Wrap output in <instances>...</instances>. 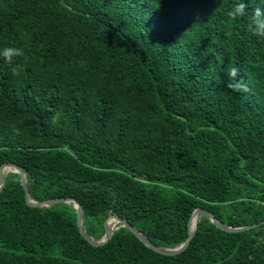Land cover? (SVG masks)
<instances>
[{
  "label": "trees",
  "instance_id": "16d2710c",
  "mask_svg": "<svg viewBox=\"0 0 264 264\" xmlns=\"http://www.w3.org/2000/svg\"><path fill=\"white\" fill-rule=\"evenodd\" d=\"M234 2L0 0V51H23L0 56V168H25L36 202L79 201L96 240L112 214L170 249L198 208L264 222V37L249 30L264 0L232 20ZM77 219L30 206L9 172L0 264H264V226L203 218L165 256L124 227L95 247Z\"/></svg>",
  "mask_w": 264,
  "mask_h": 264
},
{
  "label": "water",
  "instance_id": "95a60500",
  "mask_svg": "<svg viewBox=\"0 0 264 264\" xmlns=\"http://www.w3.org/2000/svg\"><path fill=\"white\" fill-rule=\"evenodd\" d=\"M9 172L18 173L21 176V182L25 190L26 201L30 206L37 207V208H50L54 205L61 204V203L73 204L78 214L77 225H78L80 233L91 245L95 247H102L108 244L112 240L115 231L121 227H124L128 229L130 232H132L146 247L155 251L156 253H159L165 256H177V255L182 254L189 247V245L191 244L192 240L194 239L196 235L198 225L203 218L210 219L216 227L228 233H240V232L249 231V230L258 228L260 226H264V222H262V223L254 224L248 227H241V228L230 227L226 225L225 223H223L221 220H219L211 211L207 209H203V208H198L193 212L190 222H189V238L187 242L178 248L170 249V248L156 246L150 241V239L144 233H142L134 225L129 223L127 219L117 214H112L109 216V218L105 222V229H106L105 236L101 240H96L95 238L90 236L84 228L85 215H84L83 207L79 201L73 198H61V199L48 200L45 202H36L35 200H33L29 192V189H28V172L25 168L19 165H16L14 163H7L1 166L0 168V194L5 188L6 178ZM193 223H194V228L192 226Z\"/></svg>",
  "mask_w": 264,
  "mask_h": 264
},
{
  "label": "clouds",
  "instance_id": "9594fccd",
  "mask_svg": "<svg viewBox=\"0 0 264 264\" xmlns=\"http://www.w3.org/2000/svg\"><path fill=\"white\" fill-rule=\"evenodd\" d=\"M246 7L247 5L244 0H235L232 10L228 12V16L232 20L243 17L247 14ZM249 30L258 37H264V10L259 7L253 9ZM22 55L23 51L14 47H5L2 51H0V56H2L8 62H11L14 57H19ZM228 73L231 77L235 78L239 73V69L237 67H230L228 69ZM229 87H236L237 90L244 88V90H246L243 80H240L235 85L232 81H230Z\"/></svg>",
  "mask_w": 264,
  "mask_h": 264
},
{
  "label": "bare ground",
  "instance_id": "6f19581e",
  "mask_svg": "<svg viewBox=\"0 0 264 264\" xmlns=\"http://www.w3.org/2000/svg\"><path fill=\"white\" fill-rule=\"evenodd\" d=\"M192 226H193V228H194V223H193V225H192Z\"/></svg>",
  "mask_w": 264,
  "mask_h": 264
}]
</instances>
